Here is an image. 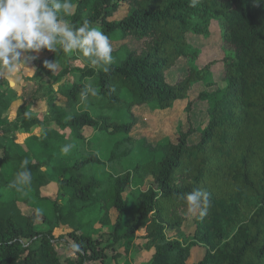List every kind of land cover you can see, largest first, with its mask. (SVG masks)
I'll return each instance as SVG.
<instances>
[{"label": "trees", "instance_id": "1", "mask_svg": "<svg viewBox=\"0 0 264 264\" xmlns=\"http://www.w3.org/2000/svg\"><path fill=\"white\" fill-rule=\"evenodd\" d=\"M72 3L63 19L100 28L119 62L108 71L62 68L65 53L58 48L47 60L59 67L44 68L22 89L14 121L3 116L10 102L0 91V131L28 134L43 126L25 145L15 135L0 140V264H99L109 249L114 260L153 250L148 264H264V0H198L195 7L190 0ZM212 22L221 27L224 85L209 99L207 120L200 127L189 120L187 130L162 145L132 137L137 108L166 110L186 100L190 112L193 85L209 68L189 67L173 82L168 73L180 60H194L188 36L208 35ZM89 82L98 96L83 102ZM41 100L42 119L31 112ZM96 139L110 144L102 158L89 151ZM140 142L154 148L153 156L116 171L113 165ZM66 143L73 145L68 155L60 151ZM21 171L31 173L30 184L17 179ZM193 190L210 193L203 217L181 199ZM189 219L191 236L184 231ZM59 228L67 234L55 236ZM198 247L205 253L193 262Z\"/></svg>", "mask_w": 264, "mask_h": 264}, {"label": "rangeland", "instance_id": "2", "mask_svg": "<svg viewBox=\"0 0 264 264\" xmlns=\"http://www.w3.org/2000/svg\"><path fill=\"white\" fill-rule=\"evenodd\" d=\"M73 9L71 10V12ZM70 12V13H71ZM124 14L121 12L116 18L120 19ZM65 15L61 12L59 17L63 19ZM221 27L217 22H212L209 27L208 35H197L189 34L188 41L196 51V57L194 60L182 59L178 65L168 73L170 81H175L177 77H184L189 67L202 68L207 66L209 68V74L203 82H198L193 85L192 91L190 92L189 99L191 100L192 108L188 113L186 111V100H180L173 104V106L166 110L156 109L150 111L147 107H141L135 109L134 113L138 117V123L133 129L131 136L134 138H147L148 141L152 142L154 146L164 144L167 139L175 141L177 130H187L190 122L193 127H200L207 120V111L210 106L209 99L212 94L218 89L223 87V63L221 61L223 57ZM116 45L112 44L114 49ZM59 48V47H58ZM53 52L42 49L40 53L33 54L37 55V59L32 62L35 67V73L31 77L25 76L23 80L17 78L15 87H9L6 80H0V91H6L9 100V108L4 112L3 116L7 121H14L18 112V109L22 103L21 93L22 89L27 86L33 85L34 78L41 73L45 68L43 63L48 59L50 54ZM113 63H117L118 57L113 56ZM81 61V62H78ZM69 65L70 69L83 68L85 66H91L88 62V58H82L81 54L76 50H73L70 54H65V58L61 62V67L64 68ZM56 88V86H55ZM206 94V95H205ZM205 95V96H204ZM47 110L45 100H41L31 107V112L34 115H38L41 119ZM125 115H123L124 117ZM125 118V117H124ZM190 120V122H189ZM43 126H37L31 129L30 133L26 134L22 131H15L12 127H7L3 131H0V140L5 142L7 137L13 135L16 136V142L22 145L26 144V140L30 135H40ZM144 138V139H145ZM196 140V139H195ZM110 144L108 140L96 139L90 146L89 151L95 152L99 157H103L106 154ZM153 149L150 146L140 142L135 148L131 155L125 159L120 165H113L116 171L130 170L132 166L140 159L147 156H153ZM159 152L155 153L157 157ZM138 188L133 187V191L130 195L131 198L137 195ZM193 213V212H192ZM107 231V230H106ZM186 235L191 236L193 231V225L191 219L186 222L184 227ZM66 228H59L54 231L55 236L67 234ZM116 248L120 249L117 245ZM121 250V249H120ZM113 253L111 249L107 251V259L99 264H148L153 250H142L139 251L134 249L128 256H122L118 260L113 259ZM205 253L204 247H198L193 250L192 261L196 262L200 260ZM68 256L72 255L71 251L66 253Z\"/></svg>", "mask_w": 264, "mask_h": 264}, {"label": "clouds", "instance_id": "3", "mask_svg": "<svg viewBox=\"0 0 264 264\" xmlns=\"http://www.w3.org/2000/svg\"><path fill=\"white\" fill-rule=\"evenodd\" d=\"M198 0H190V6L195 7ZM72 0H0V80H6L8 86L15 87L17 78L31 77L35 67L30 66L36 60L42 49L55 52L58 47L65 54L78 50L82 58H88L92 66L107 65L114 61L113 48L109 36L100 28L94 27L85 20L79 27L71 26L67 20L61 19L73 9ZM81 62V61H78ZM43 67L55 71L59 67L56 61L45 60ZM115 91V88H112ZM89 96H98V90L89 82L80 92V99L87 102ZM31 118V112L23 113ZM73 145L66 143L60 151L70 154ZM24 165L28 160L22 161ZM31 183V173L21 171L17 179ZM181 199L190 212L199 211L203 217L210 206V193L206 190H193L184 194Z\"/></svg>", "mask_w": 264, "mask_h": 264}]
</instances>
